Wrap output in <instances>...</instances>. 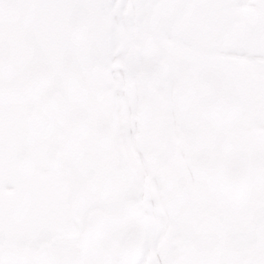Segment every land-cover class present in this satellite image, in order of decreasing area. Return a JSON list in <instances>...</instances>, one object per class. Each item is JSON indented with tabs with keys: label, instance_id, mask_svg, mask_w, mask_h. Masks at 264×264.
<instances>
[{
	"label": "flooded vegetation",
	"instance_id": "flooded-vegetation-1",
	"mask_svg": "<svg viewBox=\"0 0 264 264\" xmlns=\"http://www.w3.org/2000/svg\"><path fill=\"white\" fill-rule=\"evenodd\" d=\"M3 5L0 182L24 185L17 195L40 264H166L167 233L151 236L146 218L157 199L167 209L208 199L242 212L252 181L231 143L229 72L208 77L207 64L177 56L169 67L146 25L129 28L132 46L115 47L114 20L130 15L113 0L91 2L81 36L70 33L67 3L58 28L33 7ZM247 6L239 24L264 19V1Z\"/></svg>",
	"mask_w": 264,
	"mask_h": 264
},
{
	"label": "bare ground",
	"instance_id": "bare-ground-1",
	"mask_svg": "<svg viewBox=\"0 0 264 264\" xmlns=\"http://www.w3.org/2000/svg\"><path fill=\"white\" fill-rule=\"evenodd\" d=\"M117 2L120 3L121 10L130 15L127 24L115 23V43L124 48L133 44L129 28L133 27L134 31L139 33V26L146 25L147 36H150L153 46L163 49L165 42L171 40L165 32V12L170 7L183 8L186 5L184 0H117ZM216 11L213 14H205V12L201 14V21L212 26L208 34L210 49L214 47L216 39L234 22L229 11L227 14L221 8ZM240 26L235 24L234 31ZM247 29L239 32L241 38L248 33ZM258 29L259 33L254 39L255 51L264 48V33L262 34L264 23L259 24ZM172 43H178L188 49L187 44L182 41L172 40ZM236 58L238 57H232L233 60ZM240 58L254 69L258 67V60L264 62V58L251 56L248 53H244ZM232 59L228 57L223 65L233 68L236 62L233 63ZM233 82L241 101L239 124L244 132V137L242 135L234 137L233 143L242 148L243 160L257 173L256 192L252 198V205L241 221L236 223L211 204L192 206L188 211H184V205H168L167 209L166 203L157 199L146 214V218L151 236L155 231L159 234L172 231L170 234L174 247L171 248V264H264V219L258 215L260 209L258 205L264 206L262 151H259L257 142L249 139L251 138L250 120L245 114V106L251 101L252 81L245 71H239ZM140 264H145V260L143 259ZM155 264L159 262L155 261Z\"/></svg>",
	"mask_w": 264,
	"mask_h": 264
},
{
	"label": "rangeland",
	"instance_id": "rangeland-1",
	"mask_svg": "<svg viewBox=\"0 0 264 264\" xmlns=\"http://www.w3.org/2000/svg\"><path fill=\"white\" fill-rule=\"evenodd\" d=\"M25 1V0H24ZM39 7L42 6L43 2L50 4V1L53 3L54 7V18L57 19V5L59 0H32ZM187 5L182 7H170L168 9L167 23L168 31L173 34L175 32L178 36L179 40H184L185 42H189L194 44L198 53H196L195 57L202 58L206 56H211L214 50L218 48H214L218 44L223 45L224 40H222L223 35H221L218 39H216L214 43V47L210 49L208 47V40L205 38L204 33L199 28L201 35L195 36V39L185 37L187 35L186 31V18L188 17V8L191 6L192 0H184ZM79 0H70V9L73 13L76 8H79ZM218 7H222V10L225 14H227L228 9L227 6L217 5ZM174 8H176L174 10ZM171 10H173L171 12ZM200 12H217L216 10H210L205 8ZM227 18V15H226ZM195 19V18H194ZM196 20V19H195ZM228 20V18H227ZM223 29V26L221 27ZM264 32H262L263 34ZM209 50H211L209 52ZM186 49H183V55L188 56ZM261 76L254 74L250 79L252 80L251 87V103L245 107V114L250 120L251 131L249 138L253 142H257L259 144V151H262L261 162L263 163L264 168V69L260 72ZM239 136L244 137V132L240 127L237 128ZM15 190L13 184L9 182H3L0 185V191L3 194H7V197L12 194ZM0 197V264H35L33 262V255L31 249L34 245V235L35 233L31 230V222L32 217H30L26 213V209L24 206H27L26 202L16 201L10 198ZM255 219L258 221L257 214H255ZM232 221L239 223L241 219H231ZM191 242V241H189ZM193 242V241H192ZM194 243V242H193ZM190 244V243H189ZM31 251V252H30Z\"/></svg>",
	"mask_w": 264,
	"mask_h": 264
},
{
	"label": "water",
	"instance_id": "water-1",
	"mask_svg": "<svg viewBox=\"0 0 264 264\" xmlns=\"http://www.w3.org/2000/svg\"><path fill=\"white\" fill-rule=\"evenodd\" d=\"M76 27H77V29L80 28V22H77V23H76Z\"/></svg>",
	"mask_w": 264,
	"mask_h": 264
}]
</instances>
